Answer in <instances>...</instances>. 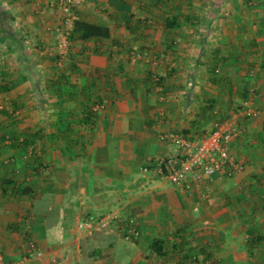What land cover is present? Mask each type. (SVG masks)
<instances>
[{
  "label": "crops",
  "instance_id": "0c3cea01",
  "mask_svg": "<svg viewBox=\"0 0 264 264\" xmlns=\"http://www.w3.org/2000/svg\"><path fill=\"white\" fill-rule=\"evenodd\" d=\"M183 1L191 8L193 1ZM205 1L199 0L198 4L194 2L193 8L199 10L204 2L208 11L213 6L212 1ZM180 3L181 1L175 2L178 5ZM0 4L11 11L9 19L23 34L26 31L20 27L27 22L21 21V17H24L26 10L52 7L51 0H0ZM131 4L130 0H88L87 6L89 10H93L92 13L86 11L85 0H82L77 13L85 21L109 26L113 39L122 46V41L116 38L110 25L113 23L127 30L123 20L116 17L133 14L132 24L140 25L141 21L151 23L148 17H137ZM186 5L182 8L186 9ZM244 5L248 7L251 4H246L244 0ZM98 10H109L106 13L108 17L100 18L101 11L99 13ZM194 15L199 20L180 30L185 31L180 32L181 37L178 39V55L183 59L180 69L172 63L168 54L170 51L164 50L160 55L163 64L159 69L156 68V72L165 70L167 62L176 70L175 76L169 81L170 86L176 88H173L168 98L154 92L152 83L146 82L148 72H155L151 68L140 69V73H137L139 77H127V81L124 79L123 83L115 80L117 77L114 75L121 72L130 75L124 66L117 65L112 70L108 69L106 62H101L95 69L108 73L114 80V85L109 89L111 106L103 112L97 111L85 127L70 124L65 133L62 124L58 122H73L79 118V107L83 105V101L77 103V115H60L59 119L56 115L57 129H44L45 139L37 147V154L42 158L41 167L37 169L32 158L24 151L11 149L8 140L0 145V253L6 264H53V260L65 264H118L114 257L116 249L131 252V264H150L151 258L155 257L150 253L149 245L155 240L166 245L169 260L163 262L155 259L161 264H169L172 260L178 264L180 257L187 255L185 250L192 251L191 245H225L220 239L221 234L217 232L218 228L230 230L234 238L233 245L237 244L235 241H239L237 234L245 233L241 229L249 231L243 229L242 225H234L237 217L249 216L242 210V205L236 208L233 206L235 202L248 199V192L253 184L250 171L252 167L248 166L251 150L243 137L250 125H253L247 117L241 116L242 121L235 122L238 136L229 146L230 152L245 163L244 169L232 178L217 174L205 186L186 191L174 186L154 169L159 160L175 154V147L163 140L164 133L188 130L189 134L196 135L195 133L205 130L202 128L204 120L212 123L211 130L227 118L236 121L239 115L233 109L238 111L236 107L239 108L247 94V100L254 97L260 107L264 106V19L255 24L251 20L240 21L232 29L235 30L234 34L214 38L213 19L205 13ZM40 25L38 19H35L27 26ZM187 27H193V30H186ZM205 27L208 29L204 34ZM3 33H0V77H5L4 73H8L7 65L2 60L10 57L12 50L9 43L11 35ZM20 36V41L27 39V35ZM145 36L147 29L142 31L141 36L129 35L136 42L144 40ZM209 42L213 47L212 51L206 49ZM164 52L167 53L165 57ZM209 56L212 59L210 64L218 59L217 72L220 69V73L215 84L209 81L210 66L207 69L205 64L208 63ZM223 58L226 59L224 64L220 62ZM249 64L257 67L249 69ZM23 66L17 67V73L21 74L19 79H25L24 82L13 91L0 94L4 98L1 102L12 108L10 113H0V137L15 134L31 136L36 131L35 125H41L40 115L35 114L33 119L29 118L24 112H20L22 103L9 97L10 93L25 88L27 83H35L33 76L25 78L32 71L26 72V67ZM69 73L83 80L82 89L93 79L85 83V71ZM104 80L102 85L108 91ZM9 98L14 100L9 102ZM57 100H53L55 107H59L55 104ZM206 100H214V104L204 118L201 110ZM69 104L70 102H65L63 106ZM14 107H17L15 112ZM0 109H3L1 104ZM26 121L31 122L25 124ZM255 131L259 139L262 131L260 125L255 126ZM146 167L149 168L148 172L143 170ZM8 180L20 185L18 194H1V188L5 187V181ZM27 186L31 189L25 195L22 190ZM206 190L211 192L209 196H205ZM35 206L39 208L34 210ZM111 213L123 219H134L138 227L137 235L130 241L124 240V225L117 221L109 230L96 229L90 236L78 228L83 221L95 224ZM11 224H16L18 229L11 230ZM248 235L247 233L246 236ZM91 236L94 237V242L90 245H95L104 254H108L106 259H89L87 251L82 252L83 239L87 245V239ZM30 242L41 252V256L28 252ZM238 244L250 245L247 240L244 244L242 241ZM172 245H178L181 252L179 255L171 252ZM191 255L188 254L189 257Z\"/></svg>",
  "mask_w": 264,
  "mask_h": 264
},
{
  "label": "rangeland",
  "instance_id": "374dc122",
  "mask_svg": "<svg viewBox=\"0 0 264 264\" xmlns=\"http://www.w3.org/2000/svg\"><path fill=\"white\" fill-rule=\"evenodd\" d=\"M176 1H181V3L179 5L175 4ZM188 1L189 0H186V2ZM191 1H193L192 5L190 6L191 8H188L186 3L184 4L183 0H169V5L171 7H175L176 11L181 13H199V15L205 13L206 16L213 19L212 30L214 38L227 35L228 33L234 34L235 30L232 29L240 24V21L251 20L255 24L257 21L264 19V0H251V5L248 7L244 5V0H231L228 2L222 0H211V5L213 6H211L208 11L206 10L208 7L205 6L204 2L201 4L202 7L200 6L198 10L196 7L193 8V6L194 2L198 4L199 0ZM130 2L132 3L131 6L134 7V12L137 17L140 19L148 17L151 20L150 28L147 29V36H145L146 38L137 42L131 40L129 37L130 34L125 31L124 28H119L120 26L114 25L112 23L110 26L113 28L114 35L119 41H122L123 44L122 46L114 48L110 46V41H101V46L99 47L101 54L98 53L100 56L93 53V48H95V46H93V44L90 42L85 44V53H81L80 49L84 46H82L80 43L71 44L68 43L67 39L65 40L70 26L66 21L67 17L58 7L55 0H51L52 9H42V7H39L38 9L26 10L27 12L25 11V15L24 17H21V21H26L27 23L22 24L20 27V29H25L26 33L24 34L23 32L18 31V27L15 26L16 24H14V22L9 20V13L11 14V11L9 12L7 9H5L6 6H2L0 4V12L8 11V15H5L6 20H2L0 18V24L1 28L4 30L3 32L11 35L9 38V43L12 46V50L9 53L11 54L9 55L10 57L4 58L2 60L4 61V65L6 64L8 68V73L5 72L6 74L4 73V76L6 75L5 77L15 79L19 78L21 74L19 75L17 73V67L19 65H24L27 67L26 70L32 71L25 75V78H29L30 76L35 78V83H27L25 88L19 89L16 92H13V94L10 93V96L6 95V97H14L16 100L13 98L6 100L12 102L13 100L17 101L18 99V101L22 103V109L20 112H24V114H26V116L29 118H32L35 114L40 115L41 125L44 126L47 131H50L57 129V123L55 122L56 115L59 119L60 115L65 116L70 114V111H68L70 110L68 106H53V100L56 97H60V95L57 94L56 90L52 86L51 80L60 78L63 67L67 63L73 62V60L80 71H85V83L93 78V74L95 73L94 69L101 65V62H106L107 64L105 65L108 67V69L112 70H114L113 68L117 65H120L121 67L124 66L130 75H127L126 72H121L115 75L113 74L117 77L115 80L119 82L122 81L123 83H125L124 79L126 80L127 77H139L140 75L137 73H140V69H145L148 67L149 69L151 68L156 72L157 69H159L158 67H161L163 64V59L160 58V55L164 50L170 51L168 54L170 55V59H172V63H174V65L180 69L179 66L182 64L183 59L181 60L180 56L178 55V48L180 47L178 44V39L181 37L179 36L180 32L184 33L185 31L183 32L178 30V32H176L174 35H170L168 32H166L162 26V20L167 14L166 9L153 7L151 0H130ZM87 3L88 0H85L86 11L93 13V10H89ZM80 5H82V0H74V9L78 10ZM183 5H186V9L182 8ZM98 11L99 13L101 11L100 14L102 16H99L100 18L103 16L108 17L106 13H109V10ZM200 11L202 12L200 13ZM95 17L97 18L98 16ZM35 19H38L41 25L37 27H28V23H30V21H35ZM207 29L208 28L206 27L204 28V34L206 33ZM186 30H193V27H187ZM20 35H27V39L25 41H20L18 38ZM170 40H174L175 44L173 47L168 49L167 45ZM96 45H99V43ZM210 45V42L206 44V49L208 51H212L213 49V47ZM141 49H143L145 52H143ZM19 53L20 56H18ZM21 53H23V55H21ZM208 60V63L205 62L207 69L211 65L210 62H212L210 56L208 57ZM1 66L2 63L0 61V67ZM249 67V69H254L257 66L249 64ZM34 71H36V73ZM218 73H220V69H218L216 74L218 75ZM67 75H69L71 78L70 84L67 86L64 83L65 88L63 87V84H60L61 87L64 88V93L66 92L65 90L71 89L75 92L77 97L76 99L83 101V104H86V107H94L93 109L96 111L103 112L111 106V98L109 97L111 94H109V91H105L104 86L102 85L103 79L97 80L95 90H92L89 96H87L88 93L85 92L84 94L82 91L83 80H81V78L77 75H71L69 71H67ZM59 83L63 82L60 81ZM74 86H76V88H73ZM1 97L2 96L0 95V104L3 106V110H5L6 113L12 112V108L9 107V105H5L1 102L4 100V98ZM98 98H101L102 102L94 106V101L98 100ZM249 103L250 104L248 107L250 109L259 111L261 113V117H247L249 121H252L253 125H250L248 132H246L243 137H245V140L248 142L246 145L250 147L249 149L251 150V158L248 161V166L252 167L250 170L252 177L255 175L256 177L260 178L264 168V142H262L260 139H257L255 134V126L259 127L260 125L262 131L260 132L261 134H259L264 135V106L260 107L255 101V98ZM242 106L243 103L239 105V108L238 106L236 107L238 111L233 109L234 113L239 115L235 122L239 120L242 121L240 115V109ZM8 107L9 110H7ZM51 118L53 121H51ZM201 119L203 121L202 117ZM29 122L31 121H26L25 124H29ZM202 123V128H205V130L198 132V134L195 133L196 135H191L190 133L187 136L197 138L212 131V123L209 122V120H204ZM249 123L245 124L249 125ZM262 139L264 141V137ZM253 151L255 153H253ZM240 162L242 163V161ZM242 164L245 167V163ZM260 180L262 181V179ZM251 181L253 182V186L255 188L248 192V199H244L243 202L239 201V203L235 202L233 205L234 208L242 205V210L248 213L247 215L249 218L246 215H243V217L239 216L240 218L237 217V221H235L234 225L239 224L242 225L243 229L249 230L247 231L241 229V231H245V233L242 234L241 232L240 234H237V236L239 237V243L242 241L244 244V241L247 240V243L250 245H239L237 241H235L237 244L233 245L232 243L234 242V238L231 236L230 230L218 228L217 232L221 234L220 239H222L221 241L225 242V245H189L192 251H189V249L185 250L187 255H191L192 253H201L203 250L204 253L201 255L203 259L207 257L208 254L209 258L206 259V262H201V264H212L215 261L219 262L220 264H264V245L254 246L255 252L253 255H250L248 250V248L253 244L251 239L254 235L260 233L264 238V210L261 209L260 200V190L263 189L264 182L260 181L255 183L253 179ZM210 193L211 192L208 190L205 191V196H209ZM247 233L249 234L248 237L246 236ZM119 254L121 261H125L124 259L127 252L120 250ZM131 257H133V255H131ZM168 263L175 264L173 260ZM129 264H131V262H129ZM150 264L161 263L155 258H151ZM184 264L192 263H190V259H188Z\"/></svg>",
  "mask_w": 264,
  "mask_h": 264
},
{
  "label": "trees",
  "instance_id": "16d2710c",
  "mask_svg": "<svg viewBox=\"0 0 264 264\" xmlns=\"http://www.w3.org/2000/svg\"><path fill=\"white\" fill-rule=\"evenodd\" d=\"M222 1H228V0H222ZM151 2L153 4V7H156V8L159 7L161 9L162 8L166 9L167 14L162 20V26L165 29V31L168 32L170 35H174L178 30H182L185 26L193 25L195 21L199 20V17L197 15L183 14L181 12L176 11V9L173 6L171 7L169 5V0H151ZM250 2L251 0H245L246 4ZM72 11L74 13L75 18L73 19L71 23V27L69 29L68 36H67V41L68 43H71V44L80 43L82 46H84L83 48L81 47L80 49L81 53H85V44L88 42L92 43L93 46H95V48H93L94 54H98L100 52L99 47L101 46L100 45L101 41H110L111 47L117 48L121 46V44L117 40L113 39L112 30L109 26L85 21L78 16L76 9L73 8ZM5 15H8V11L0 12V18L2 20L3 19L6 20ZM111 18L115 19L114 16H111ZM117 18L119 20H123L125 29L129 31L130 34L141 36L142 31L144 29L150 28V24L144 23L142 21L141 22L138 21L140 25L138 23L132 24V20L134 18L133 14H130V15L122 14L121 16L116 17V19ZM142 23H144L143 26L141 25ZM2 30L3 29L1 28V25H0V33H2ZM98 43L99 45H96ZM174 44H175V41L170 40V42L167 45V48L169 49L173 47ZM166 55L167 53L164 52V57ZM220 62L224 64L226 62V59L223 58ZM218 65H219L218 59H215L214 62L211 63L209 67V72H210L209 81L213 84H215L218 80V79L216 80V77H217L216 73H217ZM67 71H73L75 73L79 71L77 65L74 63V60L71 63H67L63 67V69L61 70L60 78H56V80H51L52 86L56 90L57 94L60 95V97L58 98L56 97L58 100L55 102V104L56 106H62L65 102L66 103L70 102L68 106H69L71 114L77 115L76 112H78L79 108L81 111L79 112L80 113L79 118H77L73 122H70V121L62 122L61 120L59 121V123L62 124V128H64L63 130L64 133L66 132L65 130L69 129L70 124L72 123H75L81 127H85L86 124L91 122L90 120L92 116H95L97 112L96 110L93 109L94 107L92 106L86 107L85 104H83L81 107L78 108L77 103L79 102V100L76 99L77 97L75 95V92L72 91L71 89L65 90L66 92L64 93V88H65L64 85L66 84L68 86L71 80L70 76L67 75ZM26 72H29V70H26ZM175 72H176L175 68L172 67L167 62L165 70L160 71V72L149 71L147 74L146 82L152 83V90H154V92L159 93L160 96L163 98H168V96L172 94V90L175 87V86H170V83H169L171 78L175 76ZM98 79H105L104 81L106 83V88L108 89V91L114 85V80L110 77L108 73L101 71L99 69H95V73L93 74L92 81L82 90L84 94L86 92L88 93L87 96H89L90 92L92 90H95ZM23 80L25 79L5 78L3 76L0 77V94H5V93L13 91L14 89H16L19 85H21L24 82ZM60 81H62L63 83H59ZM60 84H63L64 88L61 87ZM148 91H151V90L149 89ZM247 95H245L246 97H244V101L247 100ZM101 100H102L101 98H98V100H95L94 106L101 103L102 102ZM213 104H214V100L205 101V106L202 107V110H201L202 117L205 118L208 116V113L213 108ZM16 110H17V107H14L13 112H15ZM85 112H87L86 115H85ZM0 113L6 114V112L3 109H0ZM35 128H36V131L31 136L30 135L22 136V135L15 134L9 137H0V145L8 140L9 146L11 149H19V150L24 151L26 154H28L32 158L33 163L37 165L36 167L38 169V167L42 166V158L37 154V147H38L39 142L45 139V136H44L45 128L40 124H36ZM189 132L190 131L185 130V131H182L181 133L183 135H188ZM259 139L263 140L261 135L259 136ZM252 179L253 181H255V183L260 182L261 181L260 179H262L261 182H264V168H263V172L260 178L253 175ZM11 188L12 190H10ZM19 188H20V185H17L15 182L8 180V181H5V187L1 188V194L3 196H9L11 192L14 195H16L19 193L18 192ZM254 188L255 187L252 184L250 187V190L252 191ZM30 189L31 187L27 186L22 190V193L25 195H28L30 192ZM260 200H261V209L264 210V186H263V189L260 190ZM36 208L38 209L39 206L37 207L35 206L34 210ZM9 228L11 230H17L18 226L16 224H11ZM93 238L94 237L91 236L89 237V239H87V243H86L87 245H85V239H83L82 241L83 244L81 245L82 252L85 253V251H87V256H88L87 258L89 259L90 258L106 259L108 257V254H104L103 250L100 248H97L95 245H90L91 242H94ZM252 241H253L252 246L248 248L250 255H253L255 252L254 246L264 245L263 235H261L260 233L254 235L251 239V242ZM120 250L124 251V249H116V252L114 254L116 262L118 264L120 263L129 264V262L131 261V252L124 251V252H127L126 257L124 259L125 261H121V258L119 256ZM149 251L155 258L163 262L165 261L167 262L169 260V251H167L166 245H163V242L160 240H155L152 245H149ZM179 251L180 250L178 248V245H172L171 252L174 255H179V253H181ZM202 253H204L203 250L201 251V253L192 254L191 257H189L188 255H185V257H180V261L178 262V264H184L188 259L191 260L190 263L192 264H201V262H206V259L209 258V254L207 255V257L203 259V257L201 256ZM212 264H220V263L215 261Z\"/></svg>",
  "mask_w": 264,
  "mask_h": 264
},
{
  "label": "built area",
  "instance_id": "2783aa9c",
  "mask_svg": "<svg viewBox=\"0 0 264 264\" xmlns=\"http://www.w3.org/2000/svg\"><path fill=\"white\" fill-rule=\"evenodd\" d=\"M55 1L67 17L66 21L71 27V23L75 18L72 11L74 0ZM250 101L252 99L243 102L240 115L242 117H261L259 111L248 107ZM235 127V121L230 119L217 123L212 131L197 138L182 133H164L163 140L175 147V154L159 160L155 165V171L166 177L174 186L186 191L205 186L217 174L232 178L244 169L243 164L229 150L231 142L238 136ZM143 170L148 172L149 168L146 167ZM116 221L122 222L124 225L122 230L124 240L130 241L132 237L137 235L138 227L134 219H123L112 213L105 215L95 224L90 221H83L78 228L90 236L96 229L109 230ZM28 246V252L35 253L37 256L42 255L41 252L35 249L32 242ZM0 264H6L1 253ZM53 264L65 263L53 260Z\"/></svg>",
  "mask_w": 264,
  "mask_h": 264
}]
</instances>
